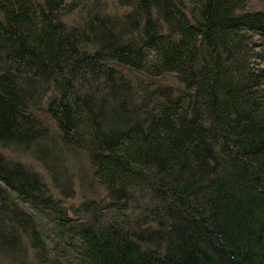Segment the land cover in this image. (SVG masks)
Returning a JSON list of instances; mask_svg holds the SVG:
<instances>
[{
	"label": "trees",
	"instance_id": "trees-1",
	"mask_svg": "<svg viewBox=\"0 0 264 264\" xmlns=\"http://www.w3.org/2000/svg\"><path fill=\"white\" fill-rule=\"evenodd\" d=\"M0 0V264H264V8Z\"/></svg>",
	"mask_w": 264,
	"mask_h": 264
},
{
	"label": "rangeland",
	"instance_id": "rangeland-1",
	"mask_svg": "<svg viewBox=\"0 0 264 264\" xmlns=\"http://www.w3.org/2000/svg\"><path fill=\"white\" fill-rule=\"evenodd\" d=\"M264 8V0H248L245 9L256 10Z\"/></svg>",
	"mask_w": 264,
	"mask_h": 264
}]
</instances>
